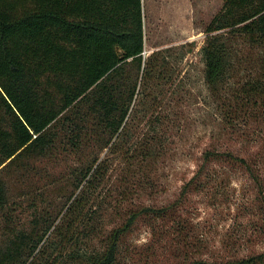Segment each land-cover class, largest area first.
Listing matches in <instances>:
<instances>
[{
    "label": "trees",
    "instance_id": "trees-1",
    "mask_svg": "<svg viewBox=\"0 0 264 264\" xmlns=\"http://www.w3.org/2000/svg\"><path fill=\"white\" fill-rule=\"evenodd\" d=\"M223 2L201 49L204 80L217 132L253 142L248 131L264 127V0ZM144 28L143 0H0V264H125L122 244L136 224L176 211L178 202L132 204L139 190L158 188L153 172L162 154L153 138L125 149L140 78H163L155 77L161 65L154 56L144 57ZM36 35L48 54L47 70L60 77L71 66L61 56L74 59L83 49L100 48L107 55L56 103L39 107L27 93L48 72L28 47ZM215 147L202 152L182 196L211 162L225 161L244 170L264 200V152L243 156ZM117 154L125 169L109 188L110 159ZM62 160L70 161L71 190L60 196L58 181L41 169ZM101 186L109 189L99 200ZM56 194L65 202L52 204ZM152 256L142 252L126 264H155ZM185 264H264V251Z\"/></svg>",
    "mask_w": 264,
    "mask_h": 264
},
{
    "label": "rangeland",
    "instance_id": "rangeland-1",
    "mask_svg": "<svg viewBox=\"0 0 264 264\" xmlns=\"http://www.w3.org/2000/svg\"><path fill=\"white\" fill-rule=\"evenodd\" d=\"M223 5V0H143L144 57L152 60L154 56V61L161 65L155 77L161 73L163 78L152 81L140 78L127 123L130 137L125 149L142 139L153 138L162 154L153 172L158 188L154 192L139 190L132 204L162 207L178 202L179 205L164 219L144 218L136 224L122 244L125 264L138 259L142 252L153 253L155 264H185L190 259L231 261L264 251V200L259 198L255 184L244 170L225 161L211 162L206 174L194 180L182 196L185 185L202 164V152L215 147L216 140L220 144L215 148L238 155L246 156V151L264 152V127L258 129L253 125L248 131L247 139L253 142L245 138L238 142L217 132L201 49L207 40V29L222 12ZM42 46L43 41L36 35L28 47L46 66L48 54ZM24 47L21 42L22 51ZM106 55V49L100 48L95 53L83 49L75 53L74 59L61 56L59 61L71 65L67 76L54 75L46 66L48 72L28 86L32 104L42 107L56 103ZM153 128H157V134ZM107 155L108 151L104 152L103 156ZM119 155L110 159L113 178L107 185L109 188L112 183L119 184L115 175L125 169ZM69 163L62 160L41 169L50 172L47 180L58 181L59 195H68L71 190ZM109 188H99V200ZM16 189L12 190L13 196ZM58 194L51 198L52 204L65 202L66 198L54 199Z\"/></svg>",
    "mask_w": 264,
    "mask_h": 264
}]
</instances>
